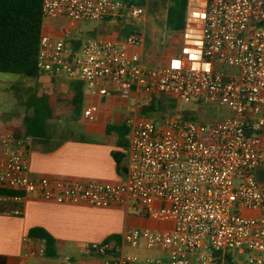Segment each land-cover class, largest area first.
Returning a JSON list of instances; mask_svg holds the SVG:
<instances>
[{
	"label": "built area",
	"instance_id": "1",
	"mask_svg": "<svg viewBox=\"0 0 264 264\" xmlns=\"http://www.w3.org/2000/svg\"><path fill=\"white\" fill-rule=\"evenodd\" d=\"M46 21H111L135 26L122 39L97 37L75 50L72 31L42 32L38 69L51 78L84 84L92 94L124 102L164 96L174 103L229 112L203 122L179 113L162 123L135 115L127 120L131 144L127 178L119 183L82 182L30 174L33 138L0 130V190L58 205L95 209L139 208L171 223L165 232L133 229L125 248L88 250L78 264H264V0H188L178 53L157 65L143 55L147 36L137 24L144 6L122 0H40ZM177 110L174 109V111ZM98 107L84 112L94 121ZM21 215L20 211L14 213ZM26 257L45 256V241L28 240ZM158 250L145 258L126 248ZM239 255L247 256L244 263ZM69 264L72 261H68Z\"/></svg>",
	"mask_w": 264,
	"mask_h": 264
},
{
	"label": "crops",
	"instance_id": "2",
	"mask_svg": "<svg viewBox=\"0 0 264 264\" xmlns=\"http://www.w3.org/2000/svg\"><path fill=\"white\" fill-rule=\"evenodd\" d=\"M142 19L147 22L146 16ZM43 31L51 34L45 23ZM142 53L152 63L160 65L178 51L161 55L158 48H149L147 43ZM39 78L43 83L42 88L47 90H36L45 94L56 91L65 98L74 96L73 84L77 81L47 75ZM84 94L80 113L60 112L56 119L48 122L43 138H33L29 154L32 176L105 183H119L127 178V154L131 144L127 120L139 115V109L136 107L131 115L127 112L129 101L92 95L85 86ZM140 97L135 96L133 100L139 103ZM92 106L98 107L94 121L84 117L85 110ZM22 118L23 114L9 121H0V130L13 132L17 120ZM125 134L129 139L126 140ZM118 153L126 156L121 168L115 159ZM21 205V216L0 215V264H69V260L71 264H78L81 260L96 258L88 250L94 244L108 245L113 254L125 248L124 236L130 230L165 232L173 229L171 223L142 215L137 207L130 210L121 207L95 209L85 205H58L41 201L35 196L25 198ZM34 229H43L55 239L57 257H26L27 241L31 240L35 245L42 241L30 237ZM77 249L83 250V257L79 260L74 257ZM125 251L142 259L167 257L158 250H148L144 246L139 249L126 248Z\"/></svg>",
	"mask_w": 264,
	"mask_h": 264
},
{
	"label": "trees",
	"instance_id": "3",
	"mask_svg": "<svg viewBox=\"0 0 264 264\" xmlns=\"http://www.w3.org/2000/svg\"><path fill=\"white\" fill-rule=\"evenodd\" d=\"M129 5L144 6L147 0H122ZM188 0H172L167 14L166 27L173 33L181 35L185 28ZM44 19L40 0H0V73L18 75L35 79L41 76L38 69L40 41L43 32ZM124 36H130L133 30H124ZM75 50L80 49L83 41L73 40ZM16 86V85H15ZM13 86L17 92L20 89ZM74 96L65 98L56 91L45 94L30 88L27 97L21 105L26 113L22 120H17L13 133L16 137L23 134L32 138H43L46 135L47 124L56 119L60 112H78L83 109L85 94L84 84H73ZM146 107L139 106V113H160L164 118L169 116L170 109H176V104L164 96L154 95L148 99ZM189 118L188 114L184 115ZM126 156L115 154L119 168ZM23 194L11 190H0V215L14 214L20 211L22 205L15 198ZM20 215V216H21ZM33 240H43L46 245L45 257L55 258V239L43 229H34L30 233ZM109 241L106 242L108 244Z\"/></svg>",
	"mask_w": 264,
	"mask_h": 264
},
{
	"label": "rangeland",
	"instance_id": "4",
	"mask_svg": "<svg viewBox=\"0 0 264 264\" xmlns=\"http://www.w3.org/2000/svg\"><path fill=\"white\" fill-rule=\"evenodd\" d=\"M171 5L172 0H149L148 11L145 15L147 22L142 19L137 24V28L147 36L148 47L158 48L161 55L166 54L167 52L174 54L178 51L180 36L179 34L171 32L166 27L167 14ZM45 24L50 29V33L53 36H59L62 31L70 29L72 31V38L77 41H83L84 43L97 37L122 39L124 37V30L127 28L129 30L136 29L135 26L122 24L116 25L111 21L80 22L74 27H72V24L66 20L46 21ZM39 80V77L29 79L18 75L0 73V121H9L14 117H19L26 113V109L21 105V102L26 99L27 91L30 88L46 89L42 88L43 83ZM13 86L20 89L19 92H17ZM47 88L50 87L47 86ZM151 98H153V96L142 95L139 103L133 99L130 100L127 112L132 115L136 107H146L149 104L148 99ZM175 104L177 110L174 111V108L170 109V116H174L178 113L181 116L188 114L194 119L203 122H214L229 114L226 110H218V108L212 106H206L205 110H203V108L197 109L195 106H187L183 104L178 105V103ZM139 117L152 120L155 123H162L166 119L160 113H146L143 115L139 113ZM124 137L126 140L129 139L126 134ZM258 176L260 182L264 183V171H258ZM82 252V249L76 250L74 254L76 260L83 257ZM234 253L237 256L238 261L241 263H244L248 258V255H239L240 252L238 250H235Z\"/></svg>",
	"mask_w": 264,
	"mask_h": 264
}]
</instances>
